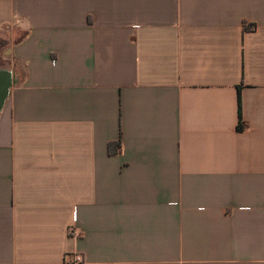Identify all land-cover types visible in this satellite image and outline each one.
<instances>
[{
  "label": "crops",
  "instance_id": "crops-1",
  "mask_svg": "<svg viewBox=\"0 0 264 264\" xmlns=\"http://www.w3.org/2000/svg\"><path fill=\"white\" fill-rule=\"evenodd\" d=\"M0 43V264H264V0H0Z\"/></svg>",
  "mask_w": 264,
  "mask_h": 264
},
{
  "label": "trees",
  "instance_id": "trees-1",
  "mask_svg": "<svg viewBox=\"0 0 264 264\" xmlns=\"http://www.w3.org/2000/svg\"><path fill=\"white\" fill-rule=\"evenodd\" d=\"M1 75H4V76H7V77H9V73L7 72V71H1L0 70V76ZM5 81V80H4ZM3 88H4V96L6 95V92H7V89H8V84L5 82L4 84H3ZM237 101H238V106H240V98H239V93H238V97H237ZM239 116H240V113H239ZM111 145H109V147H110Z\"/></svg>",
  "mask_w": 264,
  "mask_h": 264
},
{
  "label": "built area",
  "instance_id": "built-area-1",
  "mask_svg": "<svg viewBox=\"0 0 264 264\" xmlns=\"http://www.w3.org/2000/svg\"><path fill=\"white\" fill-rule=\"evenodd\" d=\"M247 28H248V29H250V27H249V26H247Z\"/></svg>",
  "mask_w": 264,
  "mask_h": 264
},
{
  "label": "rangeland",
  "instance_id": "rangeland-1",
  "mask_svg": "<svg viewBox=\"0 0 264 264\" xmlns=\"http://www.w3.org/2000/svg\"><path fill=\"white\" fill-rule=\"evenodd\" d=\"M0 46H2V44L0 43Z\"/></svg>",
  "mask_w": 264,
  "mask_h": 264
}]
</instances>
